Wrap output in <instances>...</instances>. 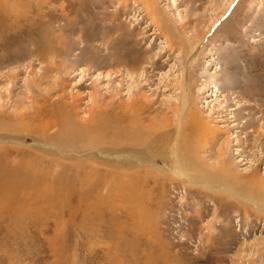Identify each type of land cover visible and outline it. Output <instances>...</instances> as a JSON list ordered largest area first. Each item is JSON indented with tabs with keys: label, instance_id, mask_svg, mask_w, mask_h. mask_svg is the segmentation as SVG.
I'll list each match as a JSON object with an SVG mask.
<instances>
[{
	"label": "rangeland",
	"instance_id": "1",
	"mask_svg": "<svg viewBox=\"0 0 264 264\" xmlns=\"http://www.w3.org/2000/svg\"><path fill=\"white\" fill-rule=\"evenodd\" d=\"M261 187L264 0H0V264H264Z\"/></svg>",
	"mask_w": 264,
	"mask_h": 264
},
{
	"label": "bare ground",
	"instance_id": "2",
	"mask_svg": "<svg viewBox=\"0 0 264 264\" xmlns=\"http://www.w3.org/2000/svg\"><path fill=\"white\" fill-rule=\"evenodd\" d=\"M203 36V35H202ZM199 41V40H198ZM195 65V64H194ZM137 103V102H136ZM187 102H186V100H183V103H182V106H181V110H180V113H183L184 115L182 116V117H184V120H183V118H180V119H178V121L176 122V125H175V127H177L176 129H177V131L179 132L181 129H182V127H183V125H184V123L185 122H187V117H189V119H191L192 121H194V122H196L197 124H198V127L200 128V129H202L201 130V132L203 133L204 132V130H203V128H205V127H203V126H201V123L199 122V120L198 119H196V117L192 114V113H188L187 111H186V109L189 107H187ZM136 105V104H135ZM138 105V104H137ZM123 106V105H122ZM127 108H129V107H127ZM137 108H139V107H137ZM144 108V107H143ZM123 110V109H122ZM128 110V109H127ZM127 110H126V112L123 110V111H121V113H120V115L116 118V121H114L115 123H116V125L114 126V132L116 131H118L119 133H127L126 131H128L129 129L130 130H133V129H135V128H137V130L138 131H144V134H145V132L146 131H155V132H158L159 130H160V134H158L157 136H159L158 138L160 139V141H165V143L166 144H168L169 145V143H170V137L172 136V134L174 135L175 133H178L173 127L172 128H169L168 126V124L167 123H163L162 122V125L161 126H158L157 125V123H155L154 121H152V119L151 120H149V123H148V125H147V127L145 128L143 125H142V121H143V117H139L138 116V114L140 113V112H137L136 110H135V112L134 111H129V112H127ZM131 110V109H130ZM144 110V109H143ZM186 115V116H185ZM117 116V115H116ZM113 119H114V117H113ZM165 121V120H164ZM189 121V120H188ZM120 123H124V126L122 125V126H120ZM107 124V123H106ZM194 124V123H193ZM119 125V126H118ZM119 127V129H118V127ZM164 128H165V130H164ZM199 129V130H200ZM198 130V131H199ZM211 130V129H210ZM117 132V133H118ZM148 132H146V135L147 136H144L143 135V137H144V139H142V144H143V147H140V149L139 148H135V146L133 145L134 144V142L133 141H129V139H130V137H127L126 136V138H125V140L126 141H124V142H121L120 143V145H119V143H116L114 146H119V148L118 149H121V150H127V151H129V152H132V151H142V152H145V153H148L149 151H150V149H151V146L153 145V143L156 141V136H153V137H151V138H149V135L150 134H148ZM154 132V133H155ZM200 132V131H199ZM131 133V132H130ZM133 133V132H132ZM153 133V132H152ZM151 133V134H152ZM205 133V132H204ZM157 134V133H156ZM201 134V133H200ZM129 135V134H128ZM153 135V134H152ZM140 138V137H139ZM136 139V138H135ZM138 139V138H137ZM136 139V140H137ZM138 141V140H137ZM185 142V141H184ZM159 143V142H158ZM161 143V142H160ZM186 143V146H187V148L185 149L184 148V143H183V140H182V137L179 139V137L174 141V143H173V146H172V152H174L175 153V156H174V159H173V161H172V163H173V165L175 166V167H177L178 169H180V168H182L183 166H189V165H195V162H194V159L191 157H189L188 156V153H189V151H188V149L190 148L191 149V147H190V143L188 144L187 142H185ZM152 144V145H151ZM167 146V145H166ZM171 146V145H170ZM84 147V146H83ZM190 152H191V150H190ZM190 155V154H189ZM165 156V155H164ZM195 156V155H194ZM138 159V158H137ZM156 159V158H155ZM165 159V158H164ZM147 162V161H146ZM156 164V163H155ZM198 164V163H197ZM200 164H201V160H200ZM193 167H195V166H193ZM203 167V166H202ZM190 168V167H189ZM207 169V168H206ZM212 169V168H211ZM197 170V169H196ZM209 170V169H208ZM190 171V170H189ZM199 173V172H198ZM204 173V172H203ZM227 174L228 173H223V172H221V173H217V174H215V173H207V176L206 175H201V176H199V175H197V174H192V175H189V180H191V181H204V180H207V183H210V184H217V185H220L221 187H223V188H225L230 194H232L233 195V193H235V192H240V190H239V187L237 186V184H236V181H234V180H230V179H227L228 177H227ZM237 177V176H236ZM254 177H256V176H254ZM252 180V179H251ZM261 180V179H260ZM249 181H250V178H249ZM254 181H256V180H254ZM253 181V182H254ZM248 182V181H247ZM249 183V182H248ZM252 183V182H251ZM205 184V183H204ZM247 184V183H246ZM253 184V183H252ZM240 185V184H239ZM254 185V184H253ZM260 185V184H259ZM252 186V185H251ZM256 186H257V183H256ZM245 187V186H244ZM247 187V186H246ZM257 187H259V186H257ZM251 188V187H250ZM262 188V187H261ZM264 188V187H263ZM262 188V189H263ZM244 189V188H243ZM246 189H248V188H246ZM242 190V189H241ZM259 190H260V188H259ZM251 191V190H250ZM255 191V190H254ZM261 191V190H260ZM237 193V194H238ZM247 193H249V192H247ZM251 193V192H250ZM255 193V192H254ZM240 194H241V192H240ZM257 194V193H256ZM255 194V195H256ZM245 195V194H244ZM243 195V196H244ZM259 196H260V194H258ZM247 197V196H246ZM249 197H250V194H249ZM264 197V196H263ZM252 198V197H251ZM253 198H255V197H253ZM257 198V197H256ZM261 197H259V199H260ZM250 199V198H249ZM246 200V199H245ZM258 200V199H257ZM260 201H262L261 199H260ZM259 201V202H260ZM247 202V201H246ZM241 203V202H240ZM243 204V203H242ZM248 204V203H247ZM253 204V203H252ZM254 205V204H253ZM252 205V206H253ZM250 206V205H249ZM259 210V209H258Z\"/></svg>",
	"mask_w": 264,
	"mask_h": 264
}]
</instances>
